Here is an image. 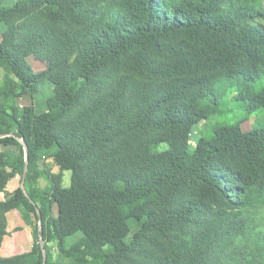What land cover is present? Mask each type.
Returning <instances> with one entry per match:
<instances>
[{
  "label": "trees",
  "instance_id": "obj_1",
  "mask_svg": "<svg viewBox=\"0 0 264 264\" xmlns=\"http://www.w3.org/2000/svg\"><path fill=\"white\" fill-rule=\"evenodd\" d=\"M4 1L0 67L21 92L52 95L38 132L0 109V192L26 160L32 201L19 188L0 203V244L16 209L41 220L45 264L53 241L70 264H264L262 0ZM30 56L45 68L34 73ZM230 92L253 124L216 123L192 147L188 133L219 118ZM40 176L48 191L35 189ZM39 235L0 264H42Z\"/></svg>",
  "mask_w": 264,
  "mask_h": 264
},
{
  "label": "rangeland",
  "instance_id": "obj_2",
  "mask_svg": "<svg viewBox=\"0 0 264 264\" xmlns=\"http://www.w3.org/2000/svg\"><path fill=\"white\" fill-rule=\"evenodd\" d=\"M22 0H5L3 2V6L5 7H11L14 4L20 2ZM262 5L264 6V0H262ZM9 28V25L6 24H0V42L2 40V34L5 33ZM27 65L32 69L34 73L42 71L45 66L41 62H39L34 56H30L26 59ZM14 87V89L12 88ZM13 89L16 93H19L18 97L15 100H12L8 97L7 91L9 92V89ZM52 95V89L50 87H47L46 85H39L37 89L34 87H30L26 89L24 92L20 91L18 79L16 76L9 74L6 72L2 67H0V109L7 111L12 116L20 119L22 116H31L33 117L34 124L36 123V132H38L41 127L44 125V123L47 120L46 117V105H47V99ZM217 114L219 115V118L209 121L205 123V126L202 128L200 126L198 130H192L188 133L189 137V144L194 147L195 143L200 137L208 138L211 135V128L216 123L221 122H227V123H234L240 120H246L243 122V126L245 128H248L251 126L254 122L255 117L249 114L247 106L240 102L238 99H236V94L234 92H230L226 97L221 99V101L218 104L217 107ZM260 115H264V110L260 113ZM173 128L176 133L183 134L184 128L183 126L174 124ZM168 147L166 144H161L157 151L162 152L166 150ZM10 157L14 158V156H17V151L10 152ZM42 164H44V167L46 170H49L51 173V170L53 167H55V163L49 159L42 157ZM47 162V163H46ZM46 163V164H45ZM58 170V168H57ZM58 174V173H57ZM14 177H17L16 182H20V176L15 175L11 177L5 188L1 191L3 192L6 190L7 186L9 185V181L13 179ZM61 187L62 188H69L71 184V172L69 171H63L61 174ZM49 183L45 180V178L40 176L36 181L35 189L39 190H49ZM19 189L17 186L16 189H14L13 193ZM25 191V189H24ZM0 192V193H1ZM12 193V194H13ZM10 196V194H8ZM53 214L56 217V207L53 209ZM264 216V211H263ZM32 228L33 231H36V228L38 230V224L32 220ZM129 226L132 232H134L137 229V224L132 219L129 220ZM36 240V238H34ZM34 240V241H35ZM39 241V237L37 238ZM50 246L52 247V264H70V260L65 257L57 248L56 241H53L50 243ZM74 258L80 259L81 256L74 255Z\"/></svg>",
  "mask_w": 264,
  "mask_h": 264
},
{
  "label": "crops",
  "instance_id": "obj_3",
  "mask_svg": "<svg viewBox=\"0 0 264 264\" xmlns=\"http://www.w3.org/2000/svg\"><path fill=\"white\" fill-rule=\"evenodd\" d=\"M54 166L51 173L57 174L59 170H57L56 165ZM16 180L17 177L11 179L6 190L0 193V203L5 201L9 197L8 194L11 195L17 186L20 188V182H16ZM4 218L6 234L0 244V257L10 258L30 252L34 243L32 226L22 219L16 209L5 212Z\"/></svg>",
  "mask_w": 264,
  "mask_h": 264
},
{
  "label": "water",
  "instance_id": "obj_4",
  "mask_svg": "<svg viewBox=\"0 0 264 264\" xmlns=\"http://www.w3.org/2000/svg\"><path fill=\"white\" fill-rule=\"evenodd\" d=\"M20 144H21V146L23 148L24 155H25V159H26L27 158V146H26V144L23 141H20ZM26 172H27V161L25 160V167H24V171H23V174H22V177H21V181H20V189L24 193L25 197L29 199V196L24 191V182H25V178H26ZM30 202H32V201L30 200ZM38 232L40 234L39 235V241H38V243H39V246L41 248L42 257H43L42 264H45L46 252H45V249H44V240H43V237L41 235V233H42L41 220H39V222H38Z\"/></svg>",
  "mask_w": 264,
  "mask_h": 264
}]
</instances>
